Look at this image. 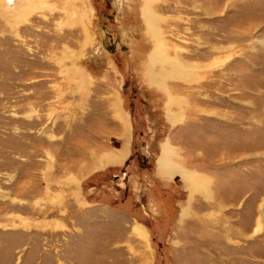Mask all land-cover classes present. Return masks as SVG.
Returning <instances> with one entry per match:
<instances>
[{
    "label": "rangeland",
    "instance_id": "obj_1",
    "mask_svg": "<svg viewBox=\"0 0 264 264\" xmlns=\"http://www.w3.org/2000/svg\"><path fill=\"white\" fill-rule=\"evenodd\" d=\"M0 264H264V0H0Z\"/></svg>",
    "mask_w": 264,
    "mask_h": 264
},
{
    "label": "bare ground",
    "instance_id": "obj_2",
    "mask_svg": "<svg viewBox=\"0 0 264 264\" xmlns=\"http://www.w3.org/2000/svg\"><path fill=\"white\" fill-rule=\"evenodd\" d=\"M148 2V1H147ZM150 9V8H149ZM150 14V13H149ZM151 15V14H150ZM150 20H151V18H150ZM154 21V20H153ZM152 22V21H151ZM151 26V25H150ZM160 57V56H159ZM172 153L173 152H168V156L169 157H171V155H172ZM171 165V163L169 164V166H168V170H166V171H171L172 170V168H173V165L172 166H170ZM174 168H176V167H174ZM185 176V175H184ZM189 178V174H187V176H185V179L187 180ZM190 183H191V186H192V188H195L198 184H201V183H203V185L205 186L204 188H206L207 189V187H206V183L202 180V178H201V176L199 175V174H195L194 175V178L193 179H191L190 180ZM199 186V185H198ZM194 190V189H193ZM209 191V190H208ZM206 193H207V191H206Z\"/></svg>",
    "mask_w": 264,
    "mask_h": 264
},
{
    "label": "flooded vegetation",
    "instance_id": "obj_3",
    "mask_svg": "<svg viewBox=\"0 0 264 264\" xmlns=\"http://www.w3.org/2000/svg\"><path fill=\"white\" fill-rule=\"evenodd\" d=\"M108 47H109V49L112 50L115 46L113 44H111V45H108Z\"/></svg>",
    "mask_w": 264,
    "mask_h": 264
}]
</instances>
